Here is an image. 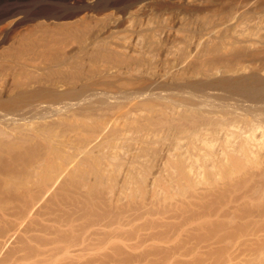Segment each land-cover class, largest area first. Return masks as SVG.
<instances>
[{
	"label": "bare ground",
	"instance_id": "obj_1",
	"mask_svg": "<svg viewBox=\"0 0 264 264\" xmlns=\"http://www.w3.org/2000/svg\"><path fill=\"white\" fill-rule=\"evenodd\" d=\"M168 1V5H163H167L164 8L166 10L170 9L172 1L180 9H187L184 14L188 11L200 14L197 15L202 24H198L204 26V30L197 29L202 32L204 42L199 37L201 41L198 40V45L203 42L202 48L198 46V52L196 48L197 56L195 60L192 59L194 65L191 64V67L195 66L193 70L202 72V76H211L210 80H206L209 90L207 88L205 98L212 100L217 97L220 100L225 99L226 94L232 96V100L226 96L230 103L220 100L209 105L202 102L201 105V96H189L187 90L180 89L187 83L181 85L180 80L177 83L180 90H174L165 87L166 83H170V76L166 82L164 78H158L163 73L157 74L158 77L151 74L152 67H157V59L150 58L151 61L143 55V51L141 54L142 42L148 47L151 43L155 47L163 45L158 48L163 50L168 41L177 47H172L175 50L186 51L189 47L191 51L189 48L187 50L190 54L197 46L196 36H200L201 32L196 30L199 34L192 35L195 30L191 33V27L188 29L186 26H191L190 21L188 24L187 20L174 17L172 12L168 16L180 19H176L179 26L174 25V18H170V21L164 18L167 20L163 19L166 25L162 27L161 24V28L157 25L160 29L153 27L150 36L148 33L149 37L145 38L142 35L147 31L142 34V29H139L144 25L141 21L142 25H137L135 20L140 15L134 17L136 23L129 14L131 19L124 14L125 17L121 16L122 21L114 20L116 23L105 18L111 24L105 22V26L102 21L105 27L102 25L99 28L100 25L96 23H93V27L91 19H87L83 8H80L82 10L69 16H76V20L73 18V21L52 24L54 27L40 23L38 29L42 34H33L31 30L22 35L15 46L9 49L11 59L7 63L0 61V70L10 83L6 90L0 89V264L143 262L147 254L157 255V250L161 249L156 247L154 250V246L146 254L127 251V247L137 251L149 238L153 242L168 238L165 232L163 237V233L159 236V232L156 234L155 231L149 237L148 233L144 237L139 231L146 230L144 227L149 216L158 214L159 185L167 192L171 188L167 182L173 181L171 183L178 184L182 190L191 191L193 204L201 207L202 192L195 185L198 176H211L209 191L205 190L207 193H216L222 190L219 186L224 185L220 184L219 177L224 176L225 180L230 178V168L236 169L235 175L240 176L247 174L249 167L259 164V157L264 156V0ZM148 3L139 6L137 2L139 7H136V11L140 13L147 7L151 8ZM173 7L171 11L175 10ZM143 15L146 21L149 16H145L146 13ZM151 17L149 21L153 20ZM119 21L124 24L121 25L125 26V33L114 31V24ZM145 24L147 30L152 23L149 27L147 21ZM95 26L99 30L102 27L104 29L95 32ZM108 37H111L112 42ZM143 45L142 50H146L147 45L144 48ZM168 51H164V56ZM165 59L168 61L167 58L162 60ZM147 64L153 65L150 74ZM160 69H157L159 73L167 68ZM188 69L189 66L186 69L189 72ZM109 70L114 72L112 80L106 78L111 72ZM184 72L182 74L185 75ZM101 75L107 76L99 78ZM177 75L181 76L180 73ZM188 85L191 84L188 82ZM109 87L119 91H112ZM181 103L188 104L196 111L179 112L187 111L184 104L185 109L180 106L178 110L177 106ZM130 131L131 134L132 131L142 133L143 144L137 141L144 146V153L151 151V146L158 142L152 140V143L151 139L154 138L150 135H164L163 138L159 137V140L162 138L163 152L160 153L163 154L159 156L150 152L159 161L158 168L144 163L146 155L142 154L139 145L136 148L142 153L135 151L136 154L130 156L128 168L115 171V163L118 162L115 160L122 158L118 157L121 152L115 153L106 147L110 148L112 139L115 141L118 137L125 144L124 141L131 143L132 138L126 140ZM115 143L113 145L121 151L123 146ZM106 150L112 154L108 155ZM142 157L145 158L144 162L139 160ZM146 198L150 202H146ZM167 198L163 199V204L160 203L162 212L166 214L169 207ZM139 199H142L141 202ZM141 220H146L144 225L141 224L144 227L138 226ZM154 223L152 220L148 222L150 227H154ZM197 223L202 226L199 219ZM168 251H159V254L164 252L161 259L146 260L145 264H171V252ZM94 254L101 255L94 258ZM79 257L85 260L80 262ZM199 263L202 260L190 264Z\"/></svg>",
	"mask_w": 264,
	"mask_h": 264
},
{
	"label": "rangeland",
	"instance_id": "obj_2",
	"mask_svg": "<svg viewBox=\"0 0 264 264\" xmlns=\"http://www.w3.org/2000/svg\"><path fill=\"white\" fill-rule=\"evenodd\" d=\"M72 1L73 0H2V1H0V15H1V17H0V61L7 63L11 59V57L9 56V49L11 47L15 46V42L22 35H25L26 33H28L31 30H33L35 32V33L33 32V34H38V35L42 34L40 29H38L39 28L38 25L40 23H44V24L48 23L51 25L52 24L57 25L58 23H63L65 21H70V20L73 21V18L76 20V16L71 17V18L69 16H71V13L73 14L79 10H82L80 8H83V11H84L83 13H84V15L87 16V19H89V20L91 19L92 22L90 21V23L92 25H93V23L94 24L96 23V25L98 24V26L100 25L99 28L103 25V23L105 24V22H107V25H109V24H111L110 22H112L114 20L118 21V19H120V21H122L123 17L121 18V16H123L124 14H126L128 19L133 18V20L135 19L134 17H136L137 15H140L142 18H144L143 13L144 14L146 13L145 16H147V17L149 16L148 19L150 20V15H151L153 17V20H151L152 22L146 18L147 19L146 21L149 24V25L147 24V27H149L150 23H152L151 26L149 28H147V30H146L145 18L143 20L140 16H138V18L135 19L137 22V25H139V26L142 24L144 25V27L141 26L139 29H142V32H141L142 34H143V31H144V33H145V31H147V33L143 34L144 36L142 35V37H145V38L150 36V33L153 31L152 30L153 27H154V29H156L155 27L158 28V26H160L161 24H162L161 26L164 27L163 25H166V24H165V22H163V19L167 18L168 21H170L171 17H169V16H171L170 15L171 12L173 13L174 17H176V16L178 18L181 17V19L183 18V20L184 19H185V21L187 20L186 21L187 23H188V21H190L191 26L187 25V24H186V26H188V29L191 27L190 28L191 30L189 29V31L191 33H192L193 29L195 30V32L193 31L192 35H194V34L198 35L201 31L204 30V26L201 27L198 24L201 22L200 21L201 18L199 17L200 14H198L197 11H190V12L188 11L187 14L190 13V15L189 14L187 15L186 13L184 14V12L187 9L184 11L183 7H181V9H182L181 10L179 6H177L175 3H173L171 1V5L169 3V5L171 6L170 9L167 8V10L168 9L170 10V12H168L169 10L167 11L166 9H164L165 7H167L168 2H170L168 0H167V2H164L166 0H162L163 3L161 0H145V2H149L148 6L149 7L151 6V8L147 7L146 8L147 11H146V9H144V12H142V11L140 12L141 14L138 13L139 11L138 12L136 11V9H137L136 7H139L141 5V3L143 4L145 2L141 1V3H140V0H90V1L89 0H75V2L74 1L72 2ZM137 2H138V4H137ZM164 3H167V5L165 4L166 6H163ZM136 4L139 6H137ZM71 6H73V7H71ZM160 6H163V8ZM172 7L175 9V10H173L174 12L171 11ZM127 8H133V10L135 8V10H134L135 12L133 10L127 9ZM132 11L135 13V15ZM182 11H183V13H182ZM132 13H133V16H132ZM147 13H150V15ZM40 14H42V15H40ZM128 14L130 15L131 18L128 17L129 16ZM168 14H169V16H168ZM181 15L185 16V18L182 17ZM186 15L188 17L192 16L193 17V18H191L192 20L189 19ZM124 17H125V15H124ZM174 17H172L171 19H173ZM77 18H78V16H77ZM105 18L108 19L110 22H108V20H105ZM196 18H197V20H196ZM176 19L175 18L173 19V23L176 21ZM193 19H194V22L192 23ZM135 20H134V22H135ZM177 20L179 21L180 19H177ZM102 21H103V23H102ZM120 21L117 22V24H120V25L114 24V22H113V24L115 25L114 31L116 30L115 32L118 31L119 33H122V31H123V33H125V29H123L125 26L122 27V25H124V24H122ZM140 21L142 24H140ZM153 21L155 24L153 23ZM164 21H167V20L164 19ZM178 21H176L174 23V25H176V27L179 26V24L177 23ZM195 21H196V23H195ZM194 24H197L198 26H195ZM200 24H202V22ZM53 25L51 27H54ZM107 25L105 24V26H107ZM116 25L118 26V28H121V29L118 30ZM98 26H95L96 27V29L94 28L95 30L93 28L92 29L95 32H97V30H99ZM161 26H160V28H161ZM199 26H200V28H199ZM93 27H94V25H93ZM104 27H102V29H104ZM195 27H196V29H195ZM160 28H158V29H160ZM197 28L198 29L202 28L203 30L201 29V31H199ZM102 29H100L99 31H102ZM196 30H198L199 33H197ZM99 31H98V35H100ZM148 33H149V36H148ZM199 35L200 36H196L198 39H197V41H195V46L196 45L197 46L194 49H192L193 51L191 52V54L187 50L189 48V47L188 48L186 47L187 45L185 46L183 44V46H185L184 48H187L186 51H184V50L181 51V49L175 50L174 48H172L174 46V45L172 46L173 43H171L169 41L171 43V44H169V43H167L168 42L167 41L164 44L163 50L166 47V49L164 50L166 53L170 49L171 51H168V54H171L172 52L174 54H171L172 56L165 54V56H164L165 52L162 50V48H161V50H159L160 46L163 47V45H160V46L157 45L158 47H155L156 45H154L152 43L150 45V43L148 42L150 45L148 47V45L146 43L142 42V45L144 44L143 48L145 45H147V46H145L146 50L148 48L151 50V52L152 51H155V52L154 53L152 52V54H151L150 50H148L150 52V55H149V52L146 55L145 52H147V51L145 49L142 50V45H140V49H141L140 52L143 51L145 53L144 54L143 52H141V54L143 53V55H145L146 57L148 56L147 58H149V59L155 58V59H157L156 63L157 64L160 63V65L155 64L157 67H155L153 65H152L153 67L150 66V64L152 62L150 64H147L146 65L147 67L150 66V68L146 67L149 70V71L148 70L147 71L149 73L150 69L152 67L153 69H151V70H153V73L151 71V74H153V76L158 77V75H162V73H163V76H159L158 78H160V77H161L160 79L164 78V80H167L166 82H168L170 79V83H166L165 87L173 88L174 90L175 89H178V90L184 89V91L187 90L186 94L189 96H192L193 94H197V95L201 96V100H200L201 105H202V102L203 103L206 102L209 105V104L213 103V101H214V103H215V101L218 103V102H220V100H224V101L229 102L230 100H232L231 99L232 96L226 95V94L225 95L223 94L226 100L224 98H220V100H219L217 97H215L216 99L212 98V100H211V98H210L208 100L207 98L204 97V95L209 90V85H207L209 82L207 81L208 82L207 83L206 80H207V78H209V80H210L211 76L210 77L209 76H207V77L202 76V72L196 73L197 71H194L195 66L191 67V64L194 65V62H192V59H194V57L197 56L196 54L199 51V47L201 49L202 48L201 44L204 42V39L201 37L202 32ZM199 37L201 39H203L202 40L203 42L202 43L200 42L201 43L200 45H198L199 44L198 40L201 41V39H199ZM108 39L110 40V42H112L111 37H108ZM195 40H196V38H195ZM164 41H166V39ZM146 42H147V39H146ZM153 47H155V50ZM174 47L177 49L176 46H174ZM152 48H153V50H152ZM180 48H182V47H180ZM184 48H182V49H184ZM173 50H175V51H173ZM189 50H190V48H189ZM196 50H197V52H195ZM159 51H161V53H159ZM177 52H179L181 55H179V53H177ZM182 54L183 55L185 54L184 57L182 56ZM187 54L190 55L191 57L188 56ZM178 55H179V58H180V56H182L180 61H179V58H177ZM164 58H167L168 61L166 59L162 60ZM174 60H175V62H174ZM37 61H39V60H37ZM155 61H153V62L155 63ZM148 62L149 61H147V63ZM166 65H167V67H164ZM169 66H170V68H169ZM188 66L190 67V69H188L189 72L186 70L188 68ZM182 67H185V68H182ZM160 68H163V70H165L166 68L167 69H166V71L159 73L157 69H159L161 71L162 69H160ZM154 69L158 73L154 72ZM171 70L173 73L174 72L177 74L180 73L181 76L177 75V74H173L172 72H168ZM190 70L194 71V72L192 71L193 75H192ZM184 71H187L188 74L191 73L190 74L191 76L190 75H188V76L193 77V78L190 79L188 76H186L187 73ZM109 72L110 73H108V71H107V73L109 74L108 76L107 75H104V76H107L106 78L110 77L112 80V78H113L112 76L114 75V72L112 70H109ZM183 72L186 74L185 75L182 74ZM103 73L105 74V72H103ZM195 73H196V75H195ZM171 75H173V78ZM175 75L179 76L180 78H176V77L174 78ZM219 75H220V73H219ZM104 76L101 75V77L99 76V78H102ZM183 76H185L187 78L183 79ZM168 77H169V79H166ZM204 77L206 79H204ZM194 78H196V79H194ZM202 78L204 80H202ZM1 80L3 81V83L1 82ZM180 80L182 83H180ZM187 81L189 82V84H191L190 86H192V87H190L188 85ZM202 81H203V85H202ZM173 82L176 85H177V83L178 84L180 83L181 85L183 83H184L183 85H185L187 83V85H185L184 87L182 86L180 88L178 85L176 86ZM193 82H195L194 85L192 84ZM196 82H197V84L200 83L199 87H196V86H198L196 84ZM8 87H10L9 78L5 76V74L3 73L2 70H0V89H2L1 91H3V89L6 90V88H8ZM60 88L64 89L63 87H60ZM196 88H198V89H196ZM207 88H208V90H207ZM109 89H111L112 91L113 90L115 91L116 88L115 87H109ZM202 90L204 91V93ZM62 91H64V90H62ZM116 91H119V89H116ZM113 94H121V93H114L113 92ZM202 95H203V98H202ZM226 96L228 98L230 97V100H228V98H226ZM224 101H221V102H224ZM234 101H232V102L235 103ZM112 104H113V102L110 103V105H112ZM183 104L185 105V108H187V111L184 108ZM180 106H182L181 108L185 109V111L180 110L181 109ZM177 107H178V110H180L179 112L196 111V110H193L194 108H190V106L186 103H181V105L179 104ZM172 132H174V131H172ZM128 134H129L128 135L129 137L126 140H130L132 138V140H130L132 145H131V143H128L129 141H124L125 139L124 140L122 139V140L124 142H126V144L123 143L121 141V139L118 137L115 139V141H114V139H112V140H113V144H114V142H116L115 144H117V146H120V147L123 146L122 150H121V148H119L121 151H118V148L115 147V145H113V144H112V146L109 145L110 148L106 147V149H109V150L111 149L110 151H112V152H115V153H116V151H117V153L121 152V154L119 153L118 157H120V158L124 157L123 158L124 161L122 158L121 159L117 158V160H115L116 162L118 161L117 164L115 163V165H116L115 171L116 172H119L120 171L119 169H121V171L124 170V168L127 169L128 165H129L128 163H130L129 161L131 160L130 156L136 154V152L138 150L140 151V149H138V148H141V151H142L143 147H144V146L142 147L140 145L141 143L143 144V142H144V138H143L142 133H140V132L136 133V132L132 131V134H131V131H130ZM156 134H152V135H154V137L150 135V137L154 138V139L149 138V140L150 139H151V141L156 140V142L158 141L157 144L155 143L156 144L155 146L152 145L151 146L152 150L150 148L151 151H149V152L144 153L145 151L144 152L142 151L143 152L142 153L140 151V153L146 155L145 156L146 159L144 157L139 158V160L142 159L141 161H143V162L145 159L144 163L146 165H149V166L151 164L150 167H152L154 169H156V167L158 168L160 163H159V161H157V158H153V156L154 155L160 156L161 154H163L160 152H163V151H161L163 149V147H161V142H162L161 139L163 138L162 136H164V135L159 134V136L158 135L156 136ZM135 136H136V138H135ZM138 137H140V138L138 139ZM159 137H162V138H160V140H159ZM119 139H120V141H119ZM137 140L141 143L138 144ZM153 141H152V143H153ZM111 143H112V141H111ZM119 144H121V145H119ZM139 145L141 147L136 148ZM126 147L129 149H132V150L134 148L135 149H134V151L128 149L129 150L128 151ZM154 147H155V151H154ZM116 148H117V150H114ZM156 150H158V151H156ZM106 152H108L107 153L108 155L112 154V153H109L108 150H106ZM133 152H135V153H133ZM150 152L153 153L154 155L151 154ZM154 152L160 153V154H155ZM128 154H129V156H128ZM149 155H151V156H149ZM125 156H126V158H125ZM148 156H149V159H148ZM127 157H128V160H127ZM125 160H127V161H125ZM258 160H259V162H257V164L258 163L259 164L258 165L255 164L254 166L249 167L247 174H240L241 177L238 175H235L236 169L233 170V168H230V175H231L230 178H227V180H225L224 176L219 177L220 184L224 183V185H220L219 187H221L220 189H222V190H219L216 193H214V192L210 193L211 191L209 192L210 194L207 193L209 191V188H210L208 183L212 179L211 176L208 177V175H206V174H202V175L198 176L196 179L195 185H196L197 189H199L198 191L202 192L203 197H202V204H201L202 206L201 207H197L198 205L195 206L193 204V200H192L193 198H190V195H192L191 191H184V190H182V188H180V186L178 184H177V186L175 184H173L174 183L173 181H171V182H173V183H171L169 179H167V180H169L168 182H167V180H165L167 182V185H169L168 187L169 188L171 187L170 189H167L168 191L170 190V192H169L170 194H168V191L167 192L165 191L166 189L164 187L162 188V185H161V187H160V185L157 187L158 190L161 189L160 191H158L160 194V197H159L160 202L157 205L158 206V214L151 216L153 218H151L149 216V218L153 221V223L155 221V223L153 224L154 227L149 226L148 222H151V220L149 218L146 219V220L149 219L148 222H146V223H145L146 220H144V221L141 220L142 222L139 221L140 224H138V226L145 223V227L142 225H141V227H144V229H146V230H142V229L139 230L140 232L142 231L141 233L144 234V237L146 236L147 233H148L147 236L149 237V234L152 233V231H155L156 234H158L157 232H159V236L163 233L161 235L162 237L166 233L165 236H168V238L167 237L165 239L162 238L163 240L160 238L156 242L149 240L150 239L149 238L148 241H146V243L145 242H143V244L141 243L142 245H140L137 248V251L132 250V249L127 247V249H126L127 251H130L133 253L136 252V253H146V254L149 253L150 250H153L154 246H155L154 250L156 249V247H157V249H161V250H157L158 253L155 252L157 255L147 254V257L143 262H136V263H131V264H145V262L147 263L148 260L151 261L152 259H161L162 255H163L162 253H164V252L159 254V251L161 252L162 250L163 251L169 250L171 252V259H170L171 264H176V262H182L183 264H190L192 262H197L199 260H202V263H199V264H264V176H263L264 175V156H260ZM120 161L124 162V164L120 163ZM262 162H263V164H262ZM155 164H157V165H155ZM117 165H119V168ZM249 178H251V179L253 178V179L251 180ZM233 179L236 180V183H234L235 181ZM246 180L248 181V184H247ZM166 182H164V183L166 184ZM169 182H170V184H168ZM226 185H228V186H226ZM168 187H166V188H168ZM225 188H227V189H225ZM163 189L166 193L163 191ZM205 189L208 191H206ZM199 192H198V194H199ZM219 192H221V196H220ZM211 194H213V195H211ZM165 197H168L166 200V202L168 203V206L169 207L173 206L170 208V211L168 210L169 209V207H168V209H167L168 213L167 214L162 212L163 206H161V204H163V199H165ZM188 198L191 201L188 200ZM181 199H182V201H181ZM124 200L126 201V199H124ZM139 200H140L139 202H141L142 199H139ZM148 201L150 202V199L146 198V202H148ZM189 201L192 203H190ZM178 202H179V204H178ZM171 204H173V205H171ZM147 205H148V203H147ZM165 206H167V205H165ZM181 206H183V207H181ZM195 219H196V221H197V219H199V221H202L201 227L198 225V223L196 224ZM99 255H101V254H94L93 257L98 258ZM78 260L80 262H82L85 260V258L79 257ZM14 264H17V263H14ZM118 264H125V263H118Z\"/></svg>",
	"mask_w": 264,
	"mask_h": 264
}]
</instances>
